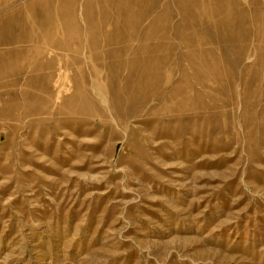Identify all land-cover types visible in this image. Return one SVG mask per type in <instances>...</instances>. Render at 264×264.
Returning a JSON list of instances; mask_svg holds the SVG:
<instances>
[{
	"label": "rangeland",
	"instance_id": "1",
	"mask_svg": "<svg viewBox=\"0 0 264 264\" xmlns=\"http://www.w3.org/2000/svg\"><path fill=\"white\" fill-rule=\"evenodd\" d=\"M0 264H264V0H0Z\"/></svg>",
	"mask_w": 264,
	"mask_h": 264
}]
</instances>
